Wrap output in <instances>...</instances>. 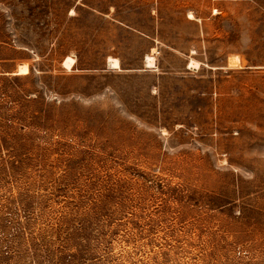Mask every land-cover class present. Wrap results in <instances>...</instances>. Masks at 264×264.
Listing matches in <instances>:
<instances>
[{
  "label": "rangeland",
  "instance_id": "rangeland-1",
  "mask_svg": "<svg viewBox=\"0 0 264 264\" xmlns=\"http://www.w3.org/2000/svg\"><path fill=\"white\" fill-rule=\"evenodd\" d=\"M0 264H264V0H0Z\"/></svg>",
  "mask_w": 264,
  "mask_h": 264
},
{
  "label": "bare ground",
  "instance_id": "bare-ground-1",
  "mask_svg": "<svg viewBox=\"0 0 264 264\" xmlns=\"http://www.w3.org/2000/svg\"><path fill=\"white\" fill-rule=\"evenodd\" d=\"M190 17H193V15H191ZM111 60H112V59H111ZM112 62H113L114 65H116V66L119 65V61L116 60V59L112 60ZM154 63H155V58H154L153 56H149V57H148V65H154ZM66 65H67L68 67L72 68V67L74 66V60L71 59V58H67V60H66ZM193 65H194V63H193ZM116 66H115V67H116ZM119 66H120V65H119ZM119 66H118V67H119ZM27 73H29V68H28V66H27L26 64H24V65H22V66L20 67V69H19V71H18V74H27Z\"/></svg>",
  "mask_w": 264,
  "mask_h": 264
}]
</instances>
